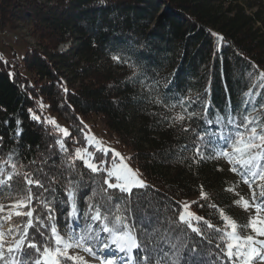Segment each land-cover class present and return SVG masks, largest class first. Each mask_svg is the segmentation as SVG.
<instances>
[{
  "label": "trees",
  "instance_id": "obj_1",
  "mask_svg": "<svg viewBox=\"0 0 264 264\" xmlns=\"http://www.w3.org/2000/svg\"><path fill=\"white\" fill-rule=\"evenodd\" d=\"M0 28L19 34L16 42L25 46L21 58L19 48L10 43L5 45L12 49V58L0 53V159L14 149L31 171L47 157L44 171L59 175L63 170L58 167L57 134L52 126L32 120L28 110L36 111L42 121L56 115L67 122L71 136L65 142L70 152L83 145L84 118L96 115L131 152V162L152 186L140 195L139 210L132 205L134 217L151 218L143 225L147 232L168 227L173 201L195 197L199 203H193L194 211L223 226L217 210L199 204L206 205L200 198L203 185L209 202L231 214L233 197L226 189L234 177L227 174L226 162L207 160L189 167V160L177 159L190 134L157 123L160 118L148 112L163 109L143 103L140 85L129 80L133 69L111 57L127 55L148 77L171 78V91L191 90L196 96L207 89L211 105L221 112L228 100L235 108L252 89L253 77L264 71V0H0ZM27 36L36 44H30ZM68 41L69 48L60 50ZM259 91L264 96V89ZM38 102L45 105L43 110ZM253 115L264 120V110ZM17 120L21 121L18 139ZM73 139L80 143L74 145ZM77 166L89 184L83 195L90 191L91 174L79 161ZM0 201L7 203L3 197ZM58 225L65 227L62 221ZM215 243L203 241L197 251L201 246L216 251ZM184 256L189 257L187 251ZM191 259L192 264H207L210 258Z\"/></svg>",
  "mask_w": 264,
  "mask_h": 264
},
{
  "label": "snow or ice",
  "instance_id": "obj_2",
  "mask_svg": "<svg viewBox=\"0 0 264 264\" xmlns=\"http://www.w3.org/2000/svg\"><path fill=\"white\" fill-rule=\"evenodd\" d=\"M223 39L217 35L218 41ZM111 58L133 69L129 80L140 85L143 103L163 109L148 112L160 118L157 123L178 126L179 132L190 134L185 137L189 143L180 146L176 158L181 162L189 160V167L207 160L225 161L229 171L238 175L251 191L250 199L240 197L234 204L245 211L253 210L254 214L241 226L209 202V194L201 185L200 198L206 205L199 206L217 210L222 227L191 210L192 204L199 202L173 201L172 215L166 217L168 227L147 232L143 225L150 223L151 218L134 217L132 205L139 210L140 195L152 186L129 165L127 158L106 146L87 125L81 129L83 145L70 152L65 142L71 136L69 129L52 117L42 121L41 115L29 109L32 120L52 126L57 134L55 146L61 160L58 167L63 171L59 175L45 172L47 157L29 171L14 149L0 159V197L7 201L0 202V264H92L81 253L92 257L95 264H192L191 257L199 259L205 255L210 258L207 264H264V120L253 115L264 110V96L259 91L264 89V71L253 77L252 89L257 91L249 89L243 103L235 108L228 100L221 112L211 105L207 89L205 94L196 96L191 95V90L187 94L171 91V78L148 77L142 66L130 62L127 55L115 54ZM63 91L67 93L68 89L64 87ZM38 106L45 108L42 102ZM20 123L16 121L17 139ZM72 143L80 142L73 139ZM185 152L191 155L179 154ZM78 161L92 179L90 191L83 195L89 184L83 179ZM58 221L65 224L63 233ZM242 227L246 233H242ZM177 229L179 232L174 235ZM191 234L201 240L193 239ZM213 240L216 251L202 246L197 251V244L207 241L211 246Z\"/></svg>",
  "mask_w": 264,
  "mask_h": 264
},
{
  "label": "rangeland",
  "instance_id": "obj_3",
  "mask_svg": "<svg viewBox=\"0 0 264 264\" xmlns=\"http://www.w3.org/2000/svg\"><path fill=\"white\" fill-rule=\"evenodd\" d=\"M26 38L28 39L30 44H36L35 40L32 39L31 37L27 36ZM9 43L11 44L10 45L11 47L13 48L15 47L16 49L19 48L18 55H19V58H21L25 53V46L21 42H16L14 40L12 41L11 38L2 39L0 37V53H3L10 59L12 58V49L8 45H5ZM69 45H70V41L61 44L59 49L62 51H66L69 48ZM49 117L54 118L59 125L65 128H68L69 131H71L70 125L67 122H65L63 119H61L60 117L56 115H50ZM84 122H85V125L88 126V129L91 130V133H93L97 138H99L106 146L113 148L116 151H119L125 158H127V162L129 163V165L134 170L139 171L138 166L131 162V159H130L131 152L122 145L119 137L115 133L111 132L106 127V125L102 122L99 116L93 115L88 118H84ZM227 174L233 175V177L235 178V179L234 178L228 179V182H227L229 184V188H233L235 190V191H230L233 197V205L232 207H230L232 212L229 216L235 219L238 222V224H240L241 226L246 225L249 220L250 215H253L254 212L253 210H248V211L243 210L240 206L235 205L234 201L237 199H240V197H243L245 199H250L251 191L246 184H243L241 182L240 177L238 175L233 174L229 170L227 171ZM141 178L143 179L142 176ZM198 198L199 197L189 198V199H184L183 201L193 202V201H196ZM191 210L194 211L193 204H192ZM58 228L60 229L62 233L65 230V227L63 228L60 225H58ZM241 231L242 233H246L247 230L243 229L242 227ZM81 254L85 255V258L88 259L89 261H92V264H95V261L93 260L92 257H89L86 253H81Z\"/></svg>",
  "mask_w": 264,
  "mask_h": 264
},
{
  "label": "bare ground",
  "instance_id": "obj_4",
  "mask_svg": "<svg viewBox=\"0 0 264 264\" xmlns=\"http://www.w3.org/2000/svg\"><path fill=\"white\" fill-rule=\"evenodd\" d=\"M0 30H7V29H3V28H0ZM8 39V38H11L12 41H18L20 39V35L19 34H15V33H12L10 32L9 30L8 31H5L4 33V39Z\"/></svg>",
  "mask_w": 264,
  "mask_h": 264
},
{
  "label": "built area",
  "instance_id": "obj_5",
  "mask_svg": "<svg viewBox=\"0 0 264 264\" xmlns=\"http://www.w3.org/2000/svg\"><path fill=\"white\" fill-rule=\"evenodd\" d=\"M5 31H8V30H0V37L2 39H4V33H5Z\"/></svg>",
  "mask_w": 264,
  "mask_h": 264
}]
</instances>
